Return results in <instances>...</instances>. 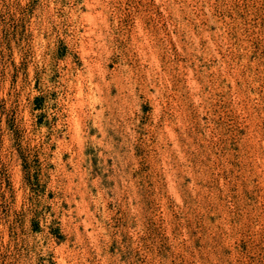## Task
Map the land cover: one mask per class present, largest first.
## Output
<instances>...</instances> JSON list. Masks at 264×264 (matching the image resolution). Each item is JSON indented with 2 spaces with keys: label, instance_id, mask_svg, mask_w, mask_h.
<instances>
[{
  "label": "rangeland",
  "instance_id": "rangeland-1",
  "mask_svg": "<svg viewBox=\"0 0 264 264\" xmlns=\"http://www.w3.org/2000/svg\"><path fill=\"white\" fill-rule=\"evenodd\" d=\"M0 264H264V0H0Z\"/></svg>",
  "mask_w": 264,
  "mask_h": 264
}]
</instances>
